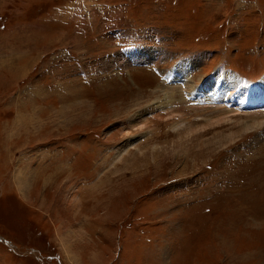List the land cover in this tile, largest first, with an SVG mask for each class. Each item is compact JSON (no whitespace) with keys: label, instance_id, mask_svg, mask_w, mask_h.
<instances>
[{"label":"rangeland","instance_id":"374dc122","mask_svg":"<svg viewBox=\"0 0 264 264\" xmlns=\"http://www.w3.org/2000/svg\"><path fill=\"white\" fill-rule=\"evenodd\" d=\"M262 82L264 0H0V264H264Z\"/></svg>","mask_w":264,"mask_h":264},{"label":"bare ground","instance_id":"6f19581e","mask_svg":"<svg viewBox=\"0 0 264 264\" xmlns=\"http://www.w3.org/2000/svg\"><path fill=\"white\" fill-rule=\"evenodd\" d=\"M185 70L186 69H184L183 71ZM188 76H189V73L187 76H181L180 74L175 73V74H170L169 79L171 83L173 84H183L184 86L185 85L187 86V84H190V82L187 83V81L184 82V80H186ZM221 79L217 77V81L208 80L203 84L202 87L194 88L198 96L196 97V95H193L194 96L193 98L195 100L198 99V101L201 100L202 102L207 103V104H212V103L215 104V105L212 104L211 106L229 104L231 101V97L229 93H224L223 90L226 88V86H227V89L230 86L237 87L238 89L239 87L235 85L237 83V80L232 76L231 77L225 76L224 79L222 80ZM212 90H213V97L211 96V93H210ZM240 93H241V90H239V92H236V95H237L236 100H238ZM241 106L244 109H251L254 107L256 108L264 107V82H262V84L251 86L249 90H245V96L243 97Z\"/></svg>","mask_w":264,"mask_h":264}]
</instances>
